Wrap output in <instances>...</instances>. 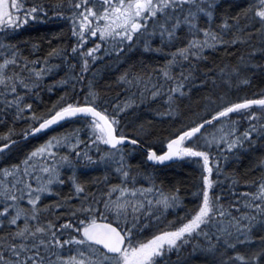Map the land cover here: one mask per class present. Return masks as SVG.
Here are the masks:
<instances>
[{
  "label": "snow or ice",
  "instance_id": "6c2138e0",
  "mask_svg": "<svg viewBox=\"0 0 264 264\" xmlns=\"http://www.w3.org/2000/svg\"><path fill=\"white\" fill-rule=\"evenodd\" d=\"M49 3L0 0V127L6 129L0 131V264H189L197 253L216 258L213 264H264V234H253L255 225L264 233V156L253 164L259 174L242 182L245 190L227 207L223 190L214 187L219 181L213 179L214 166L217 176L221 174L220 151H239L246 144L251 149L254 137L264 139V89L251 95L241 92L251 84V68L264 72L254 59L258 55L264 60V0H248L234 15L229 9L220 12L219 0H56L51 8ZM51 9L65 10L53 15L71 22L75 44L36 56L38 43L22 48L20 41L8 38ZM137 45L145 55L166 57L162 62L140 61L139 70L130 66L118 77L137 88L133 95L138 100L117 99L106 107L108 101L91 81L84 92V77L102 52L122 55ZM221 48L226 54L232 49L235 64L217 66L209 60L206 53ZM54 59L66 61L69 68L77 61L79 74L47 83L62 70ZM200 62L213 67L196 76ZM73 81L81 85L79 94ZM192 81L198 89H211L200 98L205 101L203 115L194 113L176 127L167 137L166 150L145 148L150 161L196 158L206 170L193 195L196 202L185 204L182 215L168 220V210L177 208L182 197L166 191L150 173L147 186L139 183L145 173L129 162L125 147L135 150L153 130L141 124L138 133L125 134L123 117L146 99H164L168 108L160 115L179 119L181 102L195 94ZM56 85L71 90L38 113L32 101L42 102L41 90L54 91ZM242 119L247 123L243 131ZM17 122L27 124L20 133ZM76 122L83 127L55 133L15 154L23 139ZM101 145L107 149L102 153ZM65 147L74 155L61 151ZM13 156L15 162H5ZM81 161L85 168L103 163L102 183L79 180ZM230 178L234 189L239 181L235 174ZM66 183L72 185L69 195L44 202L49 194L59 196L55 189ZM253 242L262 246L258 253L237 250ZM229 248L231 256L226 254Z\"/></svg>",
  "mask_w": 264,
  "mask_h": 264
},
{
  "label": "trees",
  "instance_id": "16d2710c",
  "mask_svg": "<svg viewBox=\"0 0 264 264\" xmlns=\"http://www.w3.org/2000/svg\"><path fill=\"white\" fill-rule=\"evenodd\" d=\"M55 2L56 0H50L49 7L51 8V4ZM247 2L248 0H222L219 3V11L224 12L225 9H229V14L234 15L236 11L240 10V8L245 7ZM230 4L232 5L231 8H229ZM53 11L65 10L51 9L43 19L40 21L36 20L30 23L29 26L21 30H17L14 33L8 34V38L13 42L20 41V46L22 48H30L32 43H38L39 49L35 52L36 56L47 54L50 48L61 45L67 47L69 45L75 44L76 41L72 38L70 22L66 18H57L55 15H53ZM52 16H54V19H52ZM254 40L256 41L257 45L260 44L259 37H254ZM241 47L244 49L248 46ZM227 53L228 54H226L225 49L221 48L214 52H208L206 55L209 57V60L214 61L217 66H223V62L229 61L235 64V57L230 55L232 53V49H227ZM164 59H166V57L160 55H145L144 49L141 46H137L131 50H126L122 55L119 56H106L103 60H98L94 66L89 69V74L84 77L85 83L82 86L83 90L85 93L87 92V82L91 81L93 86L102 95L103 99L108 101V105H106V107L115 104L117 99L124 100L133 96V98L138 100L139 97L133 95L137 92V88L119 81L118 77L123 72L130 70V66L131 69L139 70L140 61H144L145 64H148L150 61L162 62ZM254 59L256 60L257 64L264 66V60H262L261 57L257 55ZM53 63L60 64L62 70L59 71L58 74L52 75L47 83H52L56 80H59L61 77L67 79L69 75H78L80 72L79 63L77 61H73V63L76 65L75 68H69L67 66V62L60 59H54ZM152 67H155V65L153 64ZM212 67L213 64L211 62H200L194 69V74L196 76H201V73L205 69H210ZM250 71L252 73V76L250 77L251 84L242 88L241 92L251 95L257 93L260 89H264V72L261 71L260 67L251 68ZM71 83L72 86L77 88L79 94L81 85L76 84L74 81ZM192 84L195 89V94L191 96L190 100L184 99L181 102L179 119L176 117L170 118L167 115H160V113L167 112L168 106L164 99H157L155 102L146 99L143 103L135 104L123 117L125 134L138 133L140 131L141 124L153 130L152 135L146 137V140L142 141L140 146L135 147V150H133L130 145H125V147L128 149L129 162L133 166H138L139 169L145 173V176L142 178H148V174L150 173L154 177V180L157 184H163L166 191L178 192V195H180L183 200V207L179 209L178 212L185 211V204L191 207L196 202L193 199V195L201 186V169L195 168V166L187 164L181 160L167 166L151 164L147 160L145 148L151 149L155 147L158 152L161 150H166L167 137L176 127L191 120L194 117V113L203 115L205 101L200 98L211 89L196 88V81H192ZM70 90V87H65L63 85H56L54 91H49L46 88L42 89V102L37 103L36 100L32 101L35 110H37L38 113L45 111L46 106H50V104L57 99L58 95H60L63 91ZM209 110H211V106H209ZM254 110L258 111V109L255 108ZM204 118L207 119V116L205 115ZM233 119H236V117H233ZM75 126L83 127L79 124V122H76L75 124L67 123L63 124L59 128H54L53 131L42 133L41 135L28 140H22V143L18 146L15 154L22 155L24 151H28L32 147L43 143L46 139H48L49 136L53 135V133L55 134L64 132L66 130H71ZM15 127L17 133H20V130L26 128L27 124L25 122H17ZM239 127L241 128V131H243V129L247 127V123L242 119ZM4 130H6L4 127H0V131ZM80 135L81 139L85 141L88 140V136L85 132H81ZM17 138L20 137H14V139ZM253 139L255 142L252 143L251 149H248L246 144L244 148L240 149L239 151L235 150L234 152H230L231 154L222 152L229 156H227V160H225L224 157H220L221 174L219 176H217L215 168L213 179L219 181V183L216 185V188L219 192L221 189L219 187H223V193L228 196V199L234 197V190L241 187L244 180L255 178L259 174L260 170L253 168V164L256 163L257 158L264 156V139H260L258 137H254ZM64 149H66V147ZM94 150L95 149H91L90 155L96 157L97 152ZM106 150L107 149L105 148H101L100 151L102 153ZM5 162H15V156H13L11 161ZM84 170L85 169H83V166L79 164L77 175L82 183H87L93 186H95L97 180H100L102 183L106 170L103 171L102 168L90 171ZM62 171H64L65 176H67V166H65ZM233 174H235L239 181L235 185L234 189L232 186V179L230 178L233 176ZM71 188L72 185L70 183L62 185L60 190L56 191L60 194L59 196L56 194L49 195L44 202L49 203L59 201L61 197L70 194ZM175 213L177 215L175 214L174 217L180 215V213ZM171 215H173V213L169 215V217L172 218ZM253 234L259 237L264 233L261 232L260 228H257ZM261 247L262 246L259 243L253 242L252 244L246 245L244 247L240 246L239 251L245 255H251L258 253ZM189 251L190 250L185 251V253H188ZM226 254L231 256L233 253L229 254L227 252ZM217 256L220 259L223 258L222 256H219V254H217ZM214 259L216 258L210 255L209 257L196 256L190 259L189 264H213Z\"/></svg>",
  "mask_w": 264,
  "mask_h": 264
},
{
  "label": "rangeland",
  "instance_id": "374dc122",
  "mask_svg": "<svg viewBox=\"0 0 264 264\" xmlns=\"http://www.w3.org/2000/svg\"><path fill=\"white\" fill-rule=\"evenodd\" d=\"M222 0H219V3L221 2ZM52 19H54V16H52ZM37 20H41V19H37ZM69 21V20H68ZM32 22H34V21H29V23L27 24V25H25L23 28H25V27H27V26H29L30 25V23H32ZM70 22V21H69ZM70 24H71V22H70ZM23 28H21V29H23ZM21 29H19V30H21ZM158 42V41H157ZM137 46H139V45H137ZM137 46H135V47H137ZM135 47H133V48H135ZM110 55H113V56H119V55H116V54H108V55H105L103 52L100 54V59L99 60H103L106 56H110ZM132 97V99H135V98H133V96H131ZM101 148H103L104 149V147L101 145L100 146V150H101ZM207 150V149H206ZM61 151H63L64 153H67V154H69V155H74L73 153H71L70 151H69V149L68 148H66V149H62ZM213 151V153H214V157L213 158H215V154H216V149H213L212 150ZM235 150H233L232 152H234ZM91 152V151H90ZM222 152H224V151H220V153H218L219 154V156L220 157H225V153H222ZM228 154H231L230 152H228ZM227 156H229V155H227ZM181 161H183V162H185V163H187V164H191V165H193V166H195V168H198V169H201V174L203 175V174H206V170L205 169H203L202 167H201V161L200 160H197L196 158H188V157H183V158H181L180 159ZM80 165H82L83 166V169H85L84 171H90V170H94V169H98V168H102L103 169V171L104 170H106L105 169V167H104V165H103V163L101 162L100 164H95V165H90V166H87L86 168H85V166L83 165V162L81 161L80 162ZM103 171H101V172H103ZM214 171H215V166H214V170H213V178H214ZM70 173L69 172H67L66 173V175H69ZM146 180H147V178H140L139 179V183H141V184H144L145 186H147V183H146ZM112 182H119L118 180H116V181H112ZM242 187H239V188H236L235 190H234V197L233 198H231V199H228V196L227 195H225V193H223L224 195H223V202H224V204H225V206L227 207L228 206V204L231 202V203H235V200H236V195L237 194H239V193H241V192H243L244 190H245V186L244 185H241ZM62 186H60V187H57L56 189H55V191H58V190H60V188H61ZM214 187H216V185H214ZM244 187V188H243ZM219 188H223V187H219ZM225 188V187H224ZM223 190V189H222ZM251 190V189H250ZM237 192V193H236ZM49 195H52V194H49ZM48 195V196H49ZM180 196V195H179ZM181 197V196H180ZM225 200H227V201H225ZM183 207V200H182V203L177 207V208H175V209H169L168 210V213H167V219L168 220H172L173 218H174V216H175V212H177V213H180V215H182L184 212H178V210L179 209H181ZM245 211L247 210V209H244ZM175 211V212H174ZM171 213H173V215H171L172 216V218L171 217H169V215L171 214ZM237 213H233V215H236ZM177 215V214H176ZM179 215V216H180ZM257 228H259V225H255L254 226V228H253V233H254V231L257 229ZM197 240H199V242L201 243V244H206V241L205 240H203V239H200L199 237H197ZM242 247H244V246H242ZM188 250H190V249H188V248H186L184 251H188ZM237 250H239V248L237 249ZM227 252L229 253V254H232L233 253V250L232 249H227ZM196 256H200V257H209V255H205V254H202V253H197L196 255H194L193 257H196Z\"/></svg>",
  "mask_w": 264,
  "mask_h": 264
},
{
  "label": "water",
  "instance_id": "95a60500",
  "mask_svg": "<svg viewBox=\"0 0 264 264\" xmlns=\"http://www.w3.org/2000/svg\"><path fill=\"white\" fill-rule=\"evenodd\" d=\"M42 133L40 134H36L34 137L38 136V135H41ZM33 136H29L28 138H25L23 140H28L30 138H34ZM147 153V152H146ZM147 160L149 161V163L151 164H154V165H161V166H167V165H171L172 163H176L180 160V158H173L172 160L170 161H164V162H155V161H150L148 158Z\"/></svg>",
  "mask_w": 264,
  "mask_h": 264
},
{
  "label": "bare ground",
  "instance_id": "6f19581e",
  "mask_svg": "<svg viewBox=\"0 0 264 264\" xmlns=\"http://www.w3.org/2000/svg\"><path fill=\"white\" fill-rule=\"evenodd\" d=\"M135 89V88H134ZM54 134V133H53ZM95 151V150H94ZM223 174V173H222ZM242 187V186H241ZM51 200V199H50ZM171 209V208H170ZM175 212V211H174ZM180 212V211H179ZM168 217V216H167Z\"/></svg>",
  "mask_w": 264,
  "mask_h": 264
}]
</instances>
